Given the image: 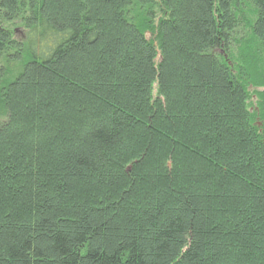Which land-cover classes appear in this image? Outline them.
Segmentation results:
<instances>
[{"label": "trees", "instance_id": "trees-1", "mask_svg": "<svg viewBox=\"0 0 264 264\" xmlns=\"http://www.w3.org/2000/svg\"><path fill=\"white\" fill-rule=\"evenodd\" d=\"M0 264H264V0H0Z\"/></svg>", "mask_w": 264, "mask_h": 264}, {"label": "rangeland", "instance_id": "rangeland-1", "mask_svg": "<svg viewBox=\"0 0 264 264\" xmlns=\"http://www.w3.org/2000/svg\"><path fill=\"white\" fill-rule=\"evenodd\" d=\"M22 34H23L22 31L18 29L16 32V37L19 39L22 37Z\"/></svg>", "mask_w": 264, "mask_h": 264}]
</instances>
